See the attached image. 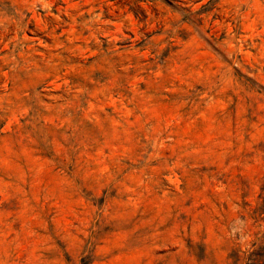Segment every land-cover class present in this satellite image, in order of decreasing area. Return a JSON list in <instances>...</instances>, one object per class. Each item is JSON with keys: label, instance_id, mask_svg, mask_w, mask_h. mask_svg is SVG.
Returning a JSON list of instances; mask_svg holds the SVG:
<instances>
[{"label": "rangeland", "instance_id": "obj_1", "mask_svg": "<svg viewBox=\"0 0 264 264\" xmlns=\"http://www.w3.org/2000/svg\"><path fill=\"white\" fill-rule=\"evenodd\" d=\"M263 198L264 0H0V264H231Z\"/></svg>", "mask_w": 264, "mask_h": 264}, {"label": "trees", "instance_id": "obj_2", "mask_svg": "<svg viewBox=\"0 0 264 264\" xmlns=\"http://www.w3.org/2000/svg\"><path fill=\"white\" fill-rule=\"evenodd\" d=\"M256 219L264 221V198L255 211ZM259 243L244 250L234 249L228 254L231 264H264V232L258 238Z\"/></svg>", "mask_w": 264, "mask_h": 264}]
</instances>
